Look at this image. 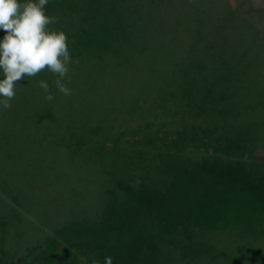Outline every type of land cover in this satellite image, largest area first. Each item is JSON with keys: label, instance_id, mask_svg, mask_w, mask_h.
<instances>
[{"label": "rangeland", "instance_id": "374dc122", "mask_svg": "<svg viewBox=\"0 0 264 264\" xmlns=\"http://www.w3.org/2000/svg\"><path fill=\"white\" fill-rule=\"evenodd\" d=\"M46 14L71 95L0 106V264H264V0Z\"/></svg>", "mask_w": 264, "mask_h": 264}, {"label": "clouds", "instance_id": "9594fccd", "mask_svg": "<svg viewBox=\"0 0 264 264\" xmlns=\"http://www.w3.org/2000/svg\"><path fill=\"white\" fill-rule=\"evenodd\" d=\"M49 0H0V30L5 35L0 40V106L4 110L11 108L18 82L37 76L42 71L51 72L59 93L71 95V89L64 83L70 80L69 65L72 63L63 31L52 27L57 23L55 16L46 14ZM45 100L52 102L55 96L50 85L39 81ZM93 264H99L94 261ZM104 264H113L111 256H106Z\"/></svg>", "mask_w": 264, "mask_h": 264}]
</instances>
